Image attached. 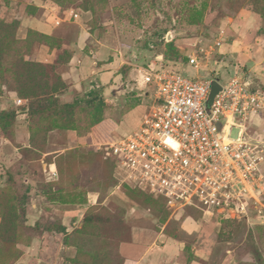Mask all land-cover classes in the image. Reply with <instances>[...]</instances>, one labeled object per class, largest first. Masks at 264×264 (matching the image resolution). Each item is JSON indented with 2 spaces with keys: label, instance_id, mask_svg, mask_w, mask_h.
Masks as SVG:
<instances>
[{
  "label": "rangeland",
  "instance_id": "374dc122",
  "mask_svg": "<svg viewBox=\"0 0 264 264\" xmlns=\"http://www.w3.org/2000/svg\"><path fill=\"white\" fill-rule=\"evenodd\" d=\"M152 61L264 94V0H0V264H264V196L170 205L107 152ZM237 121L264 153V106Z\"/></svg>",
  "mask_w": 264,
  "mask_h": 264
},
{
  "label": "built area",
  "instance_id": "2783aa9c",
  "mask_svg": "<svg viewBox=\"0 0 264 264\" xmlns=\"http://www.w3.org/2000/svg\"><path fill=\"white\" fill-rule=\"evenodd\" d=\"M189 61L196 64L195 57ZM139 80L154 89L153 110L135 130L106 144L126 178L170 205L205 213L243 206L246 191L264 196L263 149L237 121L264 106L261 90L242 76L193 77L153 61L140 69ZM213 80L221 88L207 104Z\"/></svg>",
  "mask_w": 264,
  "mask_h": 264
},
{
  "label": "water",
  "instance_id": "95a60500",
  "mask_svg": "<svg viewBox=\"0 0 264 264\" xmlns=\"http://www.w3.org/2000/svg\"><path fill=\"white\" fill-rule=\"evenodd\" d=\"M221 88L220 84L216 81L213 80L211 83V90L209 93V97L207 99V104H209L213 98V96L215 95V93Z\"/></svg>",
  "mask_w": 264,
  "mask_h": 264
},
{
  "label": "crops",
  "instance_id": "0c3cea01",
  "mask_svg": "<svg viewBox=\"0 0 264 264\" xmlns=\"http://www.w3.org/2000/svg\"><path fill=\"white\" fill-rule=\"evenodd\" d=\"M170 248H168V249H171L170 250V252H172V251H174V244L173 243H171V245L169 246ZM167 250V247L165 246V251ZM154 264H159V263H157V262H155ZM161 264V263H160ZM189 264H196L195 262H193V263H189Z\"/></svg>",
  "mask_w": 264,
  "mask_h": 264
},
{
  "label": "trees",
  "instance_id": "16d2710c",
  "mask_svg": "<svg viewBox=\"0 0 264 264\" xmlns=\"http://www.w3.org/2000/svg\"><path fill=\"white\" fill-rule=\"evenodd\" d=\"M162 67H164L165 69L171 70V71H177V72H180V71H178V70H174V69H172V68L165 67L164 65H163ZM181 73H182V72H181ZM193 77H194V76H193ZM60 229H62V230H63V228H60Z\"/></svg>",
  "mask_w": 264,
  "mask_h": 264
}]
</instances>
